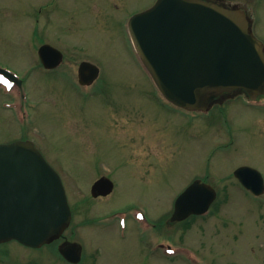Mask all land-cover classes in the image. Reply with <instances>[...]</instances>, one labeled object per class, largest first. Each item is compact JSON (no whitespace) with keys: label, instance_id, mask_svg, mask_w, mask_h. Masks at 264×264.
Instances as JSON below:
<instances>
[{"label":"rangeland","instance_id":"374dc122","mask_svg":"<svg viewBox=\"0 0 264 264\" xmlns=\"http://www.w3.org/2000/svg\"><path fill=\"white\" fill-rule=\"evenodd\" d=\"M155 2L0 0V68L24 81L19 89L0 78V144L32 140L60 174L73 212L65 237L83 247L81 264H264L261 200L239 190L233 176L248 166L264 177V107H246L236 95L224 116L191 120L168 105L127 29L130 15ZM250 9L253 34L264 44V0ZM44 43L65 53L64 69L42 68ZM83 61L101 70L92 92L74 82ZM226 137L233 143L217 151L215 142ZM102 176L115 190L93 199L91 186ZM196 179L219 193L212 212L164 228L175 199ZM131 207L148 210L158 225L151 238L168 240L170 252L150 253L131 222L120 238L115 214ZM8 248L19 259L60 264L52 248Z\"/></svg>","mask_w":264,"mask_h":264},{"label":"water","instance_id":"95a60500","mask_svg":"<svg viewBox=\"0 0 264 264\" xmlns=\"http://www.w3.org/2000/svg\"><path fill=\"white\" fill-rule=\"evenodd\" d=\"M129 28L158 88L178 106L205 110L219 95L235 90L252 98L264 95V46L238 8L205 0H158L135 15ZM39 54L47 68L56 67L62 58L50 45H43ZM98 72L95 66L83 63L80 82L93 81ZM0 73L15 79L7 71L0 69ZM246 170L250 169H240L237 176ZM259 179L257 186L263 188ZM111 190L112 183L103 178L92 194L107 195ZM215 198L210 185L195 181L178 197L171 222L205 213ZM71 219L61 178L34 143L0 145V241L15 239L39 247L60 237ZM61 252L76 261L80 258L76 245Z\"/></svg>","mask_w":264,"mask_h":264},{"label":"flooded vegetation","instance_id":"af4514ba","mask_svg":"<svg viewBox=\"0 0 264 264\" xmlns=\"http://www.w3.org/2000/svg\"><path fill=\"white\" fill-rule=\"evenodd\" d=\"M66 1H68V0H66ZM210 1H213V2H216V3H219V4H225V5L231 6V7L238 5V3L234 2V1L233 2H230V1H227V0H210ZM259 1L260 0H244L243 4H244L245 7L248 6V8H250V5L253 6L254 4H257V2H259ZM248 8H246V10L250 13L249 17L252 16L251 18L253 19L254 18L253 17L254 16L253 15V10H251V9L248 10ZM236 94H241V92L237 91V92H233V93H229V94H223L220 97H218L217 99H215L213 101V117L218 116V115L224 116L226 114V110H227L228 106L230 105L229 103L228 104H226V103L228 101H230L229 99H235L234 97H235ZM239 96L241 97V95H239ZM262 101H264V97L258 98V100L256 102H251L250 105H253V106H249V105H245V106L246 107H260V106H254V104L261 103ZM229 139H230V137H226V139L224 140L223 144H221V145L218 144V141H216L215 144H214V147L226 150L230 146V144L233 143V142H230ZM239 167H237V168H239ZM234 172H235V170H234ZM234 172H233V175H234ZM243 177H244V179H246L248 181H251V179L253 180V178L251 177L250 174H245ZM237 184H238L237 186H238L239 190H241V188H243V187L239 184V181H237ZM215 190H216V188H215ZM245 191L250 193L247 190H245ZM217 193H218V191H217ZM261 210H262V212H261L260 217H259L260 219H262L261 217L264 216V207ZM260 229L261 230L259 231V233H261V232L263 233V237L258 235L259 236V240L261 239L260 240L261 241L260 250L261 251L263 250V255H264V226L260 227ZM142 237H147V241L149 242V239H148L149 235L148 234L142 235ZM9 243L19 245L21 248H24V249H26L28 251H33V252L40 251L43 248H52V250L56 253V257L54 258V260L56 262L58 261V262H60V264H71L70 262L66 261L61 255H58V252H59V250L61 248H65L67 245L70 244V243L67 242V239L65 238V236H63L62 239L54 240L53 242H51L49 244H46L45 246H43V247H41L39 249L27 248V247H24V246L20 245L19 243L15 242V241L0 242V264H9V261H10L11 264H43L45 262L39 260V258H36V256L32 260L31 259L26 260V259L17 258L13 254V250L8 248Z\"/></svg>","mask_w":264,"mask_h":264}]
</instances>
